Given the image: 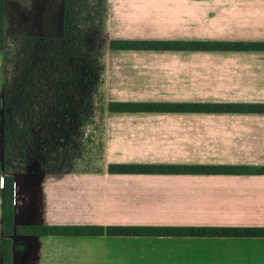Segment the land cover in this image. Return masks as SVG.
<instances>
[{"label": "crops", "instance_id": "crops-1", "mask_svg": "<svg viewBox=\"0 0 264 264\" xmlns=\"http://www.w3.org/2000/svg\"><path fill=\"white\" fill-rule=\"evenodd\" d=\"M17 1L34 33L60 34L64 0ZM107 37L264 41V0H107ZM105 75L108 100L264 102V50L108 49ZM103 124L106 162L264 165V112L107 111ZM2 197L0 184V224ZM12 201L14 227L264 226V173L28 170ZM11 239L32 245L12 264H264V237Z\"/></svg>", "mask_w": 264, "mask_h": 264}, {"label": "trees", "instance_id": "trees-1", "mask_svg": "<svg viewBox=\"0 0 264 264\" xmlns=\"http://www.w3.org/2000/svg\"><path fill=\"white\" fill-rule=\"evenodd\" d=\"M108 49L264 50V41L108 39L107 0H64L59 35L5 33L0 0V50L4 53L0 171L5 172L0 224V233L4 235L2 264L13 262L14 230L32 235L264 237V226L14 227L12 197L16 172L264 173V165L106 162L104 127L98 129L96 122H103L107 111L264 112V102L108 100ZM90 124L93 127L88 130ZM95 130L102 139L96 138Z\"/></svg>", "mask_w": 264, "mask_h": 264}, {"label": "rangeland", "instance_id": "rangeland-1", "mask_svg": "<svg viewBox=\"0 0 264 264\" xmlns=\"http://www.w3.org/2000/svg\"><path fill=\"white\" fill-rule=\"evenodd\" d=\"M22 8L23 6H20L17 0H2V26L5 33L31 34V35L36 34L34 33L36 32V27L26 20V15L23 13ZM105 57H106V53H105ZM81 68L83 69V66H81ZM2 79H3V53L0 51V96L3 95ZM2 116L3 114L0 112V140L2 137ZM103 122L102 121L96 122L98 123V129L103 130L104 127ZM91 127H93L91 124L87 125L88 130L92 129ZM95 134H96V138L100 137V132L98 130H95ZM100 138L102 139V137ZM0 156H2L1 144H0Z\"/></svg>", "mask_w": 264, "mask_h": 264}, {"label": "water", "instance_id": "water-1", "mask_svg": "<svg viewBox=\"0 0 264 264\" xmlns=\"http://www.w3.org/2000/svg\"><path fill=\"white\" fill-rule=\"evenodd\" d=\"M19 242L16 240H13V243H12V253H13V258L15 257H25L29 254L31 248H32V245L29 243V241L25 242L23 245V248L22 249H19L17 248V244Z\"/></svg>", "mask_w": 264, "mask_h": 264}, {"label": "built area", "instance_id": "built-area-1", "mask_svg": "<svg viewBox=\"0 0 264 264\" xmlns=\"http://www.w3.org/2000/svg\"><path fill=\"white\" fill-rule=\"evenodd\" d=\"M2 182H3V177L1 176L0 177V184H2Z\"/></svg>", "mask_w": 264, "mask_h": 264}]
</instances>
